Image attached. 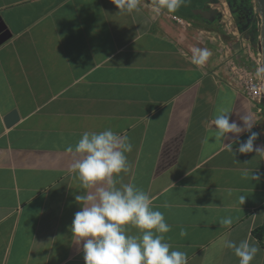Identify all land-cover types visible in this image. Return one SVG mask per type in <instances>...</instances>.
<instances>
[{
  "label": "crops",
  "instance_id": "crops-1",
  "mask_svg": "<svg viewBox=\"0 0 264 264\" xmlns=\"http://www.w3.org/2000/svg\"><path fill=\"white\" fill-rule=\"evenodd\" d=\"M184 4L157 15L141 0L138 12L121 15L111 0H0V264H84L70 231L84 190L65 149L83 132L106 128L133 145L117 186L149 194L171 226L165 241L187 253L188 264H239L232 250L213 247L226 234L254 242L260 251L251 264H264V243L253 234L264 221V158L236 151L246 129L213 137V120L227 108L242 128L251 117L254 144L264 146V111L221 62L235 37L227 41L207 26L219 17L196 11L219 12L218 5ZM250 29L238 31L256 47L258 31ZM194 47L212 52L202 67L190 62ZM13 109L18 120L6 126ZM243 170L260 179L243 178Z\"/></svg>",
  "mask_w": 264,
  "mask_h": 264
},
{
  "label": "clouds",
  "instance_id": "clouds-1",
  "mask_svg": "<svg viewBox=\"0 0 264 264\" xmlns=\"http://www.w3.org/2000/svg\"><path fill=\"white\" fill-rule=\"evenodd\" d=\"M141 0H111L121 15L138 12ZM154 13L160 15L165 10L175 13L185 0H151ZM212 52L207 48L194 47L191 50V64L204 66ZM255 77L262 87L257 92L264 93V63H261ZM244 128L235 121L230 122L227 108L219 110L213 124L214 138L221 141L225 134H239L248 130L251 134L239 143L237 152L247 154L255 152L264 158V146L255 145L258 133L251 131L254 121L244 116ZM239 137L237 136V140ZM233 153L232 143L225 144ZM133 145L129 137L119 135L111 128L102 131H85L75 146L68 145L66 152L73 154L70 173L79 182L82 191L75 196L79 210L74 213L70 226L74 243L83 253L84 264H188L187 253L172 250L165 241V234L171 231L164 214L154 210L149 194L135 184H120L117 178L128 171L126 153L132 151ZM245 179L259 180V174L243 170ZM231 195V193H229ZM245 195L239 196L240 206ZM220 224L228 228L233 224L231 216L222 218ZM134 226L137 235H129L127 226ZM179 235L184 237L187 231L180 229ZM213 247L217 250L229 249L238 258L239 264H251L259 247L248 239L238 243L225 235L217 240Z\"/></svg>",
  "mask_w": 264,
  "mask_h": 264
},
{
  "label": "built area",
  "instance_id": "built-area-1",
  "mask_svg": "<svg viewBox=\"0 0 264 264\" xmlns=\"http://www.w3.org/2000/svg\"><path fill=\"white\" fill-rule=\"evenodd\" d=\"M256 11L257 9L255 8L253 12V25L258 31L260 19ZM174 20L180 25L186 24L184 19L180 17L174 16ZM221 21L224 22L223 26L225 30L235 37L237 43V47L233 49V51L230 50L222 58L221 62L226 67L240 93H242L246 100L254 106L257 112H262L264 111V93L259 95L253 92L254 85L257 88V92L262 87L261 82L255 77V71L262 63L260 44L257 42L256 47H254L248 38L238 31V26L229 9L223 12V19ZM225 47H227V49L230 48L229 46Z\"/></svg>",
  "mask_w": 264,
  "mask_h": 264
},
{
  "label": "flooded vegetation",
  "instance_id": "flooded-vegetation-1",
  "mask_svg": "<svg viewBox=\"0 0 264 264\" xmlns=\"http://www.w3.org/2000/svg\"><path fill=\"white\" fill-rule=\"evenodd\" d=\"M200 1V5L207 3L208 5L218 4L220 0H198ZM227 6L229 11L231 12L235 22L239 23L240 28L250 29L253 24V15L250 14L251 12V3L249 0H223ZM199 5V6H200ZM218 12V11H217ZM219 16V12L216 13V16Z\"/></svg>",
  "mask_w": 264,
  "mask_h": 264
},
{
  "label": "water",
  "instance_id": "water-1",
  "mask_svg": "<svg viewBox=\"0 0 264 264\" xmlns=\"http://www.w3.org/2000/svg\"><path fill=\"white\" fill-rule=\"evenodd\" d=\"M257 4V15L260 19V27L258 29V43L260 44L261 51H262V63H264V0H255ZM197 13L200 14L203 17H210L213 18V16L217 13L215 9H203V8H197ZM212 16V17H211ZM6 36H3L0 38V41L5 39ZM18 120V114L16 110H11L5 117V125L10 126L14 122Z\"/></svg>",
  "mask_w": 264,
  "mask_h": 264
},
{
  "label": "rangeland",
  "instance_id": "rangeland-1",
  "mask_svg": "<svg viewBox=\"0 0 264 264\" xmlns=\"http://www.w3.org/2000/svg\"><path fill=\"white\" fill-rule=\"evenodd\" d=\"M249 1L251 3V6H252V9H253V12H254L255 8H257L256 1L255 0H249ZM222 2H223V0H220V1H218V4H216V5H218V9L220 10L219 11V16H218L219 19H220V22L214 23L213 25H207V26L212 27L213 29H216V30L222 32L224 34V38L227 41L228 40L231 41V40H234L233 36L227 30H225V27L223 26L224 22L221 21L223 19V12H225L226 9L228 8V6L226 4H223ZM184 5H186V4H182V6H184ZM235 23L238 26V28H240L239 27L240 26L239 23L238 22H235ZM195 25L201 26V27L205 26V24H202L199 21L195 22ZM255 37L257 38V41H258V32H257V35L255 34Z\"/></svg>",
  "mask_w": 264,
  "mask_h": 264
},
{
  "label": "trees",
  "instance_id": "trees-1",
  "mask_svg": "<svg viewBox=\"0 0 264 264\" xmlns=\"http://www.w3.org/2000/svg\"><path fill=\"white\" fill-rule=\"evenodd\" d=\"M251 15H253V9H252V6H251V12H250ZM216 14L213 16L215 17ZM218 17V15H217ZM254 28V26H251ZM253 28H251L250 30L253 31ZM254 32V31H253ZM257 35V33L255 32L254 35ZM253 234L260 240L264 243V221L262 224H260L259 226H257L254 231H253Z\"/></svg>",
  "mask_w": 264,
  "mask_h": 264
}]
</instances>
